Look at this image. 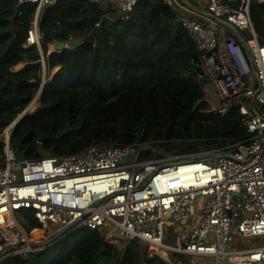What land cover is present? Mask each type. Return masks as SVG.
I'll use <instances>...</instances> for the list:
<instances>
[{
  "label": "built area",
  "instance_id": "1",
  "mask_svg": "<svg viewBox=\"0 0 264 264\" xmlns=\"http://www.w3.org/2000/svg\"><path fill=\"white\" fill-rule=\"evenodd\" d=\"M58 1L18 0L35 6L23 47L37 46L42 53V85L47 62L40 18ZM89 1L109 17H129L143 0ZM167 1L196 42L199 83L209 78L200 83L207 104L203 111L225 115L237 108L245 137L218 150L181 153L152 143L101 141L76 153L30 159L16 154L11 134L15 121L40 101L39 91L4 129L0 263L45 250L61 231L87 227L103 230L108 241L117 236L155 246L154 254L170 264H191L193 257H202L204 264H264V37L252 17L254 0H203L201 7ZM26 212L40 226H30ZM175 223L184 229L170 243L167 235ZM37 228L46 233L36 240Z\"/></svg>",
  "mask_w": 264,
  "mask_h": 264
},
{
  "label": "trees",
  "instance_id": "2",
  "mask_svg": "<svg viewBox=\"0 0 264 264\" xmlns=\"http://www.w3.org/2000/svg\"><path fill=\"white\" fill-rule=\"evenodd\" d=\"M34 11L30 3L0 0V88L12 97L17 81L19 94L26 98L19 106L0 104V154L4 129L42 86V107L26 113L12 130L10 143L18 156L71 154L101 141L199 152L225 148L245 137L237 108L225 115L203 111L207 104L194 66L199 51L167 0H143L129 17H109L89 0H59L44 9L40 30L48 73L59 67L44 85L42 53L37 46L23 47ZM252 17L264 35V2L253 1ZM71 37L84 43L50 53L51 44ZM20 63L24 66L14 70ZM53 127L58 138L40 143V133ZM26 218L30 226H40L30 212ZM0 264L170 263L149 256L138 240H127L119 249L103 230L85 227L34 255H15Z\"/></svg>",
  "mask_w": 264,
  "mask_h": 264
},
{
  "label": "rangeland",
  "instance_id": "3",
  "mask_svg": "<svg viewBox=\"0 0 264 264\" xmlns=\"http://www.w3.org/2000/svg\"><path fill=\"white\" fill-rule=\"evenodd\" d=\"M194 6H196V7H201V6H203V0L201 1V0H189ZM261 34V33H260ZM263 37H264V35L263 34H261ZM263 41V40H262ZM52 45V44H51ZM50 50H52V46H50ZM47 64V63H46ZM24 66V64L23 63H20V64H18V65H16L15 67H14V70H17V69H19V68H22ZM55 69V68H54ZM51 70V72L50 73H48V67L46 66V79H49V78H51L52 77V75L58 70V69H56V70ZM41 74H42V77L44 78V75H45V69H44V67H43V64H42V70H41ZM29 104V103H28ZM28 104H26V106L28 105ZM25 106V107H26ZM42 107V104H41V102L39 101L37 104H36V106H34L33 108H31L30 109V111L29 112H32V113H34V112H36V111H38L40 108ZM20 154H21V152H20ZM200 219V217H197V218H192V219H189V221H188V223H187V225L188 226H191V225H193L197 220H199ZM175 229V230H174ZM184 228H182L181 227V224L180 223H175V226H173V225H171L170 226V229H169V232H168V235H167V241L168 242H170V243H176V235H177V232H179V231H182ZM36 238H40V235H37V236H35ZM109 239V242L111 243V244H113V245H115L116 247H118L119 249H122L123 247H124V244H125V242L127 241L126 239H124V238H120V237H117V236H113V237H110V238H108ZM45 239H43V241H44ZM143 246H144V248H145V250L148 252V254H149V256H153V254H154V251L151 249V247H149L148 245H145V244H143ZM47 254L48 255H52V251H51V249H48V252H47ZM154 255H156V254H154ZM172 257H174V258H177L176 256H172ZM181 258L184 260V261H187V260H189L190 258H187L185 255H182L181 256ZM191 261H192V263L191 264H204L203 263V258L201 257H193V258H191ZM211 261H212V259H210V261H209V263H211Z\"/></svg>",
  "mask_w": 264,
  "mask_h": 264
},
{
  "label": "water",
  "instance_id": "4",
  "mask_svg": "<svg viewBox=\"0 0 264 264\" xmlns=\"http://www.w3.org/2000/svg\"><path fill=\"white\" fill-rule=\"evenodd\" d=\"M184 3H186L187 5L191 6V7H196L194 6L189 0H182ZM206 13H209L208 11L205 10ZM225 23L229 24L231 27H233L237 32L238 29L231 23L226 22L225 20H222ZM244 40V39H243ZM84 43V39H79V38H75V37H71L69 38L67 41H56L57 44V50L58 51H62L66 48H76L78 47L80 44ZM209 80L208 77H204L200 79V83H205ZM18 84L19 82H15V86H14V96L12 97H7L4 95V88H0V104H10V105H14V106H19L21 104L22 101H24L26 98L21 96L18 92ZM43 87L40 90V93L42 92ZM21 118H18L15 121V124H17V122L20 120ZM57 139L58 136L56 135L55 131H54V127L51 128L49 131H42L39 135V142L40 143H44L46 139ZM64 235V231H61L56 238H61Z\"/></svg>",
  "mask_w": 264,
  "mask_h": 264
},
{
  "label": "bare ground",
  "instance_id": "5",
  "mask_svg": "<svg viewBox=\"0 0 264 264\" xmlns=\"http://www.w3.org/2000/svg\"><path fill=\"white\" fill-rule=\"evenodd\" d=\"M56 47H57V44H56V42H54L52 44V49H54ZM56 69H59V67H56L54 70H56ZM45 233H46L45 229L37 228V229L33 230L32 236H33V238H35L37 240L39 238H36L35 236L40 235V238H42L45 235ZM151 249L154 250V251H157V248L155 246H151Z\"/></svg>",
  "mask_w": 264,
  "mask_h": 264
},
{
  "label": "clouds",
  "instance_id": "6",
  "mask_svg": "<svg viewBox=\"0 0 264 264\" xmlns=\"http://www.w3.org/2000/svg\"><path fill=\"white\" fill-rule=\"evenodd\" d=\"M58 51V50H57Z\"/></svg>",
  "mask_w": 264,
  "mask_h": 264
},
{
  "label": "crops",
  "instance_id": "7",
  "mask_svg": "<svg viewBox=\"0 0 264 264\" xmlns=\"http://www.w3.org/2000/svg\"><path fill=\"white\" fill-rule=\"evenodd\" d=\"M51 46V45H50Z\"/></svg>",
  "mask_w": 264,
  "mask_h": 264
}]
</instances>
